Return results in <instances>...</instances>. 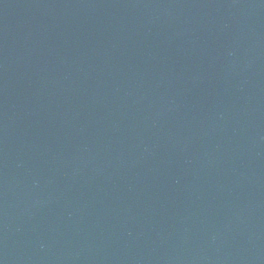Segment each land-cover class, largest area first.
I'll return each instance as SVG.
<instances>
[{"label":"water","instance_id":"95a60500","mask_svg":"<svg viewBox=\"0 0 264 264\" xmlns=\"http://www.w3.org/2000/svg\"><path fill=\"white\" fill-rule=\"evenodd\" d=\"M0 264H264V0H0Z\"/></svg>","mask_w":264,"mask_h":264}]
</instances>
